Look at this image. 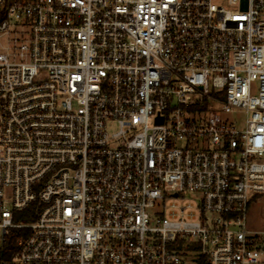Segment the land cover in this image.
Instances as JSON below:
<instances>
[{
    "label": "built area",
    "instance_id": "obj_1",
    "mask_svg": "<svg viewBox=\"0 0 264 264\" xmlns=\"http://www.w3.org/2000/svg\"><path fill=\"white\" fill-rule=\"evenodd\" d=\"M264 0H0V264H264Z\"/></svg>",
    "mask_w": 264,
    "mask_h": 264
},
{
    "label": "trees",
    "instance_id": "obj_2",
    "mask_svg": "<svg viewBox=\"0 0 264 264\" xmlns=\"http://www.w3.org/2000/svg\"><path fill=\"white\" fill-rule=\"evenodd\" d=\"M28 234V230L13 229L7 236L6 243L0 247V263L11 260L19 250V240ZM196 264H208L206 259L202 256L198 257Z\"/></svg>",
    "mask_w": 264,
    "mask_h": 264
},
{
    "label": "rangeland",
    "instance_id": "obj_3",
    "mask_svg": "<svg viewBox=\"0 0 264 264\" xmlns=\"http://www.w3.org/2000/svg\"><path fill=\"white\" fill-rule=\"evenodd\" d=\"M248 222L250 227L264 230V203L254 204L251 206L248 214Z\"/></svg>",
    "mask_w": 264,
    "mask_h": 264
}]
</instances>
